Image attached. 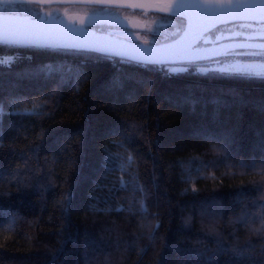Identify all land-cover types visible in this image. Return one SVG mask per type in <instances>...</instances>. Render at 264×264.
Masks as SVG:
<instances>
[{
  "label": "trees",
  "instance_id": "obj_1",
  "mask_svg": "<svg viewBox=\"0 0 264 264\" xmlns=\"http://www.w3.org/2000/svg\"><path fill=\"white\" fill-rule=\"evenodd\" d=\"M0 57V264H264V80Z\"/></svg>",
  "mask_w": 264,
  "mask_h": 264
},
{
  "label": "snow or ice",
  "instance_id": "obj_2",
  "mask_svg": "<svg viewBox=\"0 0 264 264\" xmlns=\"http://www.w3.org/2000/svg\"><path fill=\"white\" fill-rule=\"evenodd\" d=\"M35 0H0V45H14L21 43L36 42L40 36H46L50 39H63L70 42V46L78 49H86L90 51H105L102 46L93 47L82 42L86 35V30L93 23L95 13H90L89 16L82 21L79 26L75 23L66 24L59 16L49 15L46 19L44 16H28L24 12L25 5L31 4ZM79 2L95 4V5H112L122 2V0H79ZM15 16H25L29 22L35 25L40 24H56L59 25V33L47 32H17L10 30L8 22ZM171 17L183 18L179 24L171 22V27L176 31H182L184 36H187L193 29L194 24L208 21L211 27H215L218 23H225L232 19H252L264 20V0H175L174 7L170 11ZM186 21V24H185ZM169 26L168 17H163L157 21L156 29H150L153 34L151 43L147 40V47L132 45L131 50L127 52L115 53L124 59H135L142 63H159V57L163 55H173L175 52H165L167 46L163 40L167 39V33L161 31ZM210 28L205 25L200 32L209 31ZM195 41H193L194 43ZM252 55L264 56V45L261 46V51L253 52ZM14 58L7 59L0 57V64L10 66ZM221 74L234 75L242 78L252 79L257 78L264 80V61L259 64H244L236 65L229 68L209 69ZM113 87H118L119 84L112 82ZM264 109V102L259 105ZM4 106L0 103V112H3ZM71 193L66 194L70 197ZM143 206V205H142Z\"/></svg>",
  "mask_w": 264,
  "mask_h": 264
},
{
  "label": "water",
  "instance_id": "obj_3",
  "mask_svg": "<svg viewBox=\"0 0 264 264\" xmlns=\"http://www.w3.org/2000/svg\"><path fill=\"white\" fill-rule=\"evenodd\" d=\"M31 4L40 5V6H73V5L95 6V7H103V8H111V9L134 10V11H143V12L170 15V11L174 7L175 0H122V2L112 5H108V4L95 5V4L79 2V0H35V2ZM87 16L78 17L80 19L76 18L75 21L81 23L82 21H85V18ZM45 18L47 19L48 17ZM240 22L264 23V20L232 19L225 23H218L215 27H211V24L208 21H205L203 23H196L194 24L192 31L187 36H184L182 32V34L178 36L176 39L168 42H164V44L167 46L165 52H175L176 54L163 55L159 57L161 62L153 64V63H142L135 59H124V60L137 62L145 65L179 66V65L195 64L199 62L213 60L219 58L223 53L233 50L261 49L257 47L254 48L251 46H247L240 42H225L221 44H210V46L207 47L206 49L191 50V48L194 45H196L202 37H204L211 31L215 30L216 28L223 25L240 23ZM64 23L69 24L66 21H64ZM102 24L119 25V21L115 17H110V16H93V23L91 25H102ZM205 25H207L210 28V30L204 32L203 35H200L201 29ZM8 26L10 30L17 32L59 33L60 31L59 25L56 24L35 25L30 23L28 18L25 16H15L14 18L9 20ZM193 41L195 42L193 43ZM82 42L87 43L93 47L102 46L106 49L105 51H93V52H97L99 54L106 56L115 57L118 59H122V57L115 53L127 52L131 50L132 45H138L140 47L148 46V44L129 41L88 27L86 30V35L84 36ZM206 43L208 42L206 41ZM14 45L86 50V49H78L71 47L69 41L63 39H50L43 35L40 36V38L34 43L29 42V43H21Z\"/></svg>",
  "mask_w": 264,
  "mask_h": 264
},
{
  "label": "rangeland",
  "instance_id": "obj_4",
  "mask_svg": "<svg viewBox=\"0 0 264 264\" xmlns=\"http://www.w3.org/2000/svg\"><path fill=\"white\" fill-rule=\"evenodd\" d=\"M24 12L28 14V16H44L48 17L51 16H59V18L64 17V13L68 12H79L81 9L75 6H40V5H32L28 4L24 7ZM106 13L112 14L113 17L119 18L121 20V26H96L94 29L100 32L108 33L110 35H114L119 38H123L129 41L137 42L146 44L145 41L147 40L151 43L153 39V34L150 32V29L155 30L157 21L160 20L161 16L143 12V11H132V10H122V9H110L106 11ZM181 20L178 18H168L169 26L167 29H162L161 31H165L167 33V39L163 40V42L174 40L178 36L182 34V31H176L171 27V22H176L177 24L180 23ZM129 23L133 25L129 26ZM248 25L242 26L245 27ZM240 27V24L227 26L220 32H228L233 33L235 29ZM239 30V29H238ZM264 30V29H261ZM219 32V33H220ZM238 34L234 32V35ZM217 35V34H216ZM238 57H231V58H221L219 60L209 62L206 64H200L197 69L199 71L205 72L209 69H219V68H229L236 65H244V64H259L264 61V56H257L252 55L253 52H242ZM171 70H181L185 68H178L172 67Z\"/></svg>",
  "mask_w": 264,
  "mask_h": 264
},
{
  "label": "flooded vegetation",
  "instance_id": "obj_5",
  "mask_svg": "<svg viewBox=\"0 0 264 264\" xmlns=\"http://www.w3.org/2000/svg\"><path fill=\"white\" fill-rule=\"evenodd\" d=\"M75 6V5H73ZM81 11L79 12H68L64 13V17H61L60 19L63 21H66L67 23H75L77 26L80 25V22H76L75 19H80L78 17L82 16H87L90 13H95L94 16H110L113 17L112 14L106 13V11H109V8H103V7H95V6H75ZM111 9V8H110ZM124 10V9H122ZM133 11V10H132ZM137 12V11H136ZM139 12V11H138ZM151 13V12H149ZM157 14L161 17H168V18H178L179 20H182L180 17H171L170 15H165V14H160V13H154ZM116 18V17H115ZM119 21V25H108V24H102V26H121L122 22L119 20V18H116ZM186 24V22H185ZM236 24H240V27L238 29L236 28L234 32H237L238 34L234 35L233 33H228V32H220L227 26H234ZM133 25L132 23H129V26ZM248 25L242 28V26ZM96 26L100 25H89L88 28L94 29ZM264 23H255V22H240V23H233V24H228V25H223L215 30L211 31L204 37H202L196 45H194L191 50H197V49H206L207 47L210 46V44H221L225 42H240L243 43L247 46H251L254 48H261L262 45H264ZM220 32V33H219ZM217 34V35H216ZM176 39V38H175ZM171 41V40H169ZM206 41L208 43H206ZM168 42V41H166ZM164 43V42H163ZM257 52L261 51V49H238V50H233L229 51L226 53H223L219 58L209 60V61H204V62H199L195 63L196 65L200 64H206L209 62H213L216 60H219L221 58H231V57H238L242 52Z\"/></svg>",
  "mask_w": 264,
  "mask_h": 264
}]
</instances>
